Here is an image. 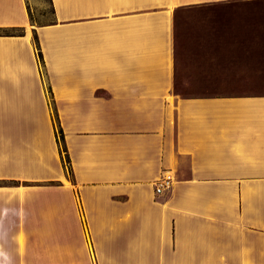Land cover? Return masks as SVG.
Masks as SVG:
<instances>
[{
	"label": "crops",
	"instance_id": "0c3cea01",
	"mask_svg": "<svg viewBox=\"0 0 264 264\" xmlns=\"http://www.w3.org/2000/svg\"><path fill=\"white\" fill-rule=\"evenodd\" d=\"M52 2L0 0V264H264V0Z\"/></svg>",
	"mask_w": 264,
	"mask_h": 264
},
{
	"label": "rangeland",
	"instance_id": "374dc122",
	"mask_svg": "<svg viewBox=\"0 0 264 264\" xmlns=\"http://www.w3.org/2000/svg\"><path fill=\"white\" fill-rule=\"evenodd\" d=\"M30 4V10L34 18L41 23L50 22L53 19L52 6L49 0H28ZM181 21V34L187 40H193L196 36V11H187L180 17ZM185 95H196V94H206V93H215V92H203L196 90H185L183 92ZM218 93H248L245 91H232V92H218ZM64 159L66 160L65 152Z\"/></svg>",
	"mask_w": 264,
	"mask_h": 264
},
{
	"label": "trees",
	"instance_id": "16d2710c",
	"mask_svg": "<svg viewBox=\"0 0 264 264\" xmlns=\"http://www.w3.org/2000/svg\"><path fill=\"white\" fill-rule=\"evenodd\" d=\"M27 2V7H28V12H29V17H30V21L32 22V24H35V25H43V24H48V23H54L55 22V16L53 17V19H51L50 22H47V23H41V22H38L31 10H30V4L28 3V0H26ZM51 6H52V11H53V15H54V7H53V2L52 0H49ZM25 34V27L24 26H0V35H23ZM34 40H35V44H36V47H37V54H38V58L40 60V63L42 64V66H44V57H43V53H42V50L40 48V44H39V39H38V34L36 31H34ZM48 89L50 92H52V89L50 86H48ZM56 133H57V139H58V142L60 144V149L62 151L65 152V155H66V163L68 164V172L69 173H72V169H71V166H70V157L68 155V152H67V145H66V142H65V136H64V130L62 128V126L58 123V126H57V130H56Z\"/></svg>",
	"mask_w": 264,
	"mask_h": 264
},
{
	"label": "built area",
	"instance_id": "2783aa9c",
	"mask_svg": "<svg viewBox=\"0 0 264 264\" xmlns=\"http://www.w3.org/2000/svg\"><path fill=\"white\" fill-rule=\"evenodd\" d=\"M175 182V175L171 171L162 174L160 177L154 180L153 185L156 193H163L170 190ZM88 231V230H87Z\"/></svg>",
	"mask_w": 264,
	"mask_h": 264
}]
</instances>
